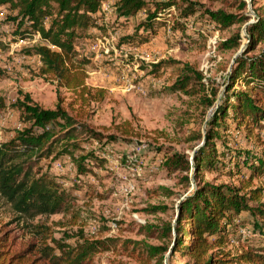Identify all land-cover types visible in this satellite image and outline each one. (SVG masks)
I'll list each match as a JSON object with an SVG mask.
<instances>
[{"label":"rangeland","instance_id":"rangeland-1","mask_svg":"<svg viewBox=\"0 0 264 264\" xmlns=\"http://www.w3.org/2000/svg\"><path fill=\"white\" fill-rule=\"evenodd\" d=\"M116 1L102 0L95 26L74 41L76 60L84 62L86 84L106 91L102 101L90 104L74 102L73 94L40 75L39 57L25 53L39 41L38 34L26 36L25 27L17 29L12 19L16 10L0 6V142L26 125L24 105L43 109L60 105L102 135L96 141H83L85 150L76 153L93 152L103 161L91 157L89 170L81 174L64 155L41 162L51 175L60 177L73 198L67 214L47 218L48 223L59 224L54 225L55 236L79 229L97 237L133 240L143 249L156 248L147 264H184L179 247L173 252L175 237L187 226L185 220L178 223L180 201L205 182L239 185L249 173L247 161L264 156L259 141L264 140V128L253 126L248 136L247 129L227 117L230 107L221 118L234 92L256 86L255 82L246 85L243 72L237 70L258 60L264 49V35L248 31L250 24L264 25V0H244L243 8L236 0H148L151 9L155 2L171 5L147 31L139 26L144 10L118 21L113 10ZM189 4L197 10L184 19L179 11ZM215 10L232 14L235 22L221 29L206 14ZM131 36L136 38L128 45ZM181 79L184 87L178 84ZM260 125L264 126V119ZM109 134L115 137L111 141L106 138ZM206 141L219 163L208 169L195 167V152ZM234 152L238 154L233 161ZM128 156L137 161L130 162ZM183 159L188 161L186 170L179 161ZM262 180L253 178V186ZM260 202L264 198L251 204ZM13 217L10 206L0 199V230ZM229 227L233 253L240 245L263 240L264 233L254 231L247 211H241ZM113 258L138 264L125 253L112 251L97 255L94 264H107Z\"/></svg>","mask_w":264,"mask_h":264},{"label":"trees","instance_id":"trees-1","mask_svg":"<svg viewBox=\"0 0 264 264\" xmlns=\"http://www.w3.org/2000/svg\"><path fill=\"white\" fill-rule=\"evenodd\" d=\"M241 8L244 0H236ZM102 0H0V6L8 5L11 11L16 10L12 19L25 27L26 36L38 34L39 41L26 48L27 55L39 57L41 76L55 80L58 86L74 95V102L90 104L102 101L106 96L103 88L88 86L85 82L86 72L82 59L76 60L74 41L93 28L97 23L95 16ZM154 8L147 7L148 0H117L114 4V15L118 21L128 19L144 10L146 15L139 23L143 31L153 29L154 20L169 3L155 2ZM197 9L189 6L181 8L182 18L193 14ZM207 16L221 29H226L235 22L232 14L222 10L207 11ZM261 25V26H260ZM250 24L251 35H264L263 24ZM20 35H25L21 32ZM136 36V35H135ZM128 45L134 43L130 37ZM124 39H129L125 36ZM122 47V45L118 44ZM237 71L243 72L246 85L255 82L249 90L234 92L232 104H226L221 118L227 117L239 127L247 129L252 135V127L260 125L264 119V49L258 60L250 65L243 64ZM184 87L185 82L179 80ZM261 91V92H262ZM230 105V106H228ZM22 121L26 124L7 141L0 142V199L8 204L13 219L4 224L0 230V264H94L97 255L112 251L122 253L138 264H147V258L154 256L155 247H139L133 240L118 241L109 237H97L81 230H62L55 236L54 225L47 218L52 215L67 214L72 208L73 198L63 188L60 177L50 174L43 167V160H54L64 155L70 158L75 173L89 170L87 161L101 156L93 152L77 154L84 151L83 141H96L102 138L98 132L84 122L76 120L60 105L55 109H43L38 105H24ZM124 132H128L125 130ZM108 141L115 137L109 134ZM264 144V140L259 139ZM206 141L203 147L195 152L193 165L201 168L216 167L219 163L214 158V150L208 148ZM210 149L205 152L206 149ZM238 152L230 154L236 159ZM223 155V154H222ZM101 157V158H100ZM95 158V159H96ZM248 159H245V163ZM183 169L188 168L187 160ZM237 160H235L236 162ZM174 161H172L173 163ZM249 173L239 185L212 184L205 182L197 186L192 195L180 201L178 223L185 220L181 236H176L173 252L179 247L184 264H264V237L258 245H240L237 252L229 248L233 229L229 224L241 211H247L252 218L255 232L264 233V202L252 205L264 198V156L252 157L247 161ZM165 163V162H164ZM262 177V183L253 186V178ZM59 225V224H57ZM62 225L61 227H64ZM181 227L177 232L180 233ZM165 250H161L164 252ZM107 264H127L121 259H110Z\"/></svg>","mask_w":264,"mask_h":264},{"label":"built area","instance_id":"built-area-1","mask_svg":"<svg viewBox=\"0 0 264 264\" xmlns=\"http://www.w3.org/2000/svg\"><path fill=\"white\" fill-rule=\"evenodd\" d=\"M129 158V161L130 162H136L137 161V158H134V157H130V156H128ZM128 161V160H127ZM160 161V160H159ZM142 163V162H141Z\"/></svg>","mask_w":264,"mask_h":264}]
</instances>
